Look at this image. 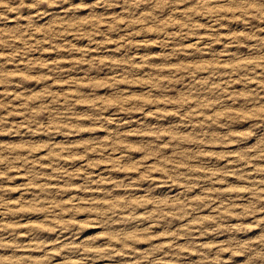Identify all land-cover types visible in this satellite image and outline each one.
<instances>
[{
  "label": "rangeland",
  "instance_id": "obj_1",
  "mask_svg": "<svg viewBox=\"0 0 264 264\" xmlns=\"http://www.w3.org/2000/svg\"><path fill=\"white\" fill-rule=\"evenodd\" d=\"M264 264V0H0V264Z\"/></svg>",
  "mask_w": 264,
  "mask_h": 264
},
{
  "label": "bare ground",
  "instance_id": "obj_2",
  "mask_svg": "<svg viewBox=\"0 0 264 264\" xmlns=\"http://www.w3.org/2000/svg\"><path fill=\"white\" fill-rule=\"evenodd\" d=\"M80 263V262H79ZM77 264V263H76ZM81 264V263H80Z\"/></svg>",
  "mask_w": 264,
  "mask_h": 264
}]
</instances>
